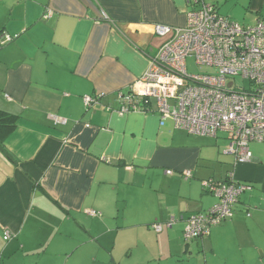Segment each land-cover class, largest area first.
<instances>
[{
  "label": "crops",
  "instance_id": "crops-1",
  "mask_svg": "<svg viewBox=\"0 0 264 264\" xmlns=\"http://www.w3.org/2000/svg\"><path fill=\"white\" fill-rule=\"evenodd\" d=\"M190 1L0 0L13 37L0 112L15 121L0 124V264H264V159L238 162L226 136L155 111L117 112L163 42L154 26H184ZM203 1L244 25L264 19V0ZM86 95L100 103L86 109ZM231 173L252 186L233 217L185 240L186 219L217 202L202 181Z\"/></svg>",
  "mask_w": 264,
  "mask_h": 264
},
{
  "label": "built area",
  "instance_id": "built-area-1",
  "mask_svg": "<svg viewBox=\"0 0 264 264\" xmlns=\"http://www.w3.org/2000/svg\"><path fill=\"white\" fill-rule=\"evenodd\" d=\"M190 2L196 6L186 11L184 26H154L163 42L146 71L129 90L118 93L117 112L155 111L195 135L224 132L228 140L225 152L238 162H251L255 159L251 143L264 144V19L244 25L220 14L215 5L203 0ZM12 40L9 34L0 33V47ZM189 56L200 65L217 68L218 74H190L186 65ZM237 77L247 85L238 83ZM100 99L86 95V109ZM184 177L191 178L192 173L185 171ZM202 184L217 202L186 219L183 237L187 241L207 236L213 226L231 219L240 196L252 189L236 181L232 173L225 181L210 178ZM91 214L97 215L95 211ZM153 227L162 229L159 223ZM10 237V231H6L4 238Z\"/></svg>",
  "mask_w": 264,
  "mask_h": 264
},
{
  "label": "rangeland",
  "instance_id": "rangeland-1",
  "mask_svg": "<svg viewBox=\"0 0 264 264\" xmlns=\"http://www.w3.org/2000/svg\"><path fill=\"white\" fill-rule=\"evenodd\" d=\"M186 65H187L188 72L190 74L201 75V76L202 75H217L218 74L217 68L198 64L194 56L187 57ZM236 80L238 83H242L244 85H247V82H243L240 77H237ZM219 136L223 137V136H227V135L224 132H219ZM226 141L228 142V140H226ZM251 150L255 156H258V157L264 159V144L263 143H256V142L251 143ZM216 200H217V198H216Z\"/></svg>",
  "mask_w": 264,
  "mask_h": 264
},
{
  "label": "trees",
  "instance_id": "trees-1",
  "mask_svg": "<svg viewBox=\"0 0 264 264\" xmlns=\"http://www.w3.org/2000/svg\"><path fill=\"white\" fill-rule=\"evenodd\" d=\"M3 121L5 122V125H7L8 127H10V128H13L14 127L15 121H13V117L8 116L6 114H2L0 112V124ZM0 147L9 156V153L4 149V147L2 145V141H0ZM227 179H228V177H227Z\"/></svg>",
  "mask_w": 264,
  "mask_h": 264
}]
</instances>
